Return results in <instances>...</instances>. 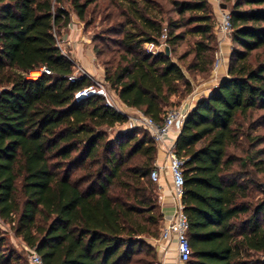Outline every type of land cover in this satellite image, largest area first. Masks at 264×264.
Here are the masks:
<instances>
[{"label": "trees", "instance_id": "16d2710c", "mask_svg": "<svg viewBox=\"0 0 264 264\" xmlns=\"http://www.w3.org/2000/svg\"><path fill=\"white\" fill-rule=\"evenodd\" d=\"M102 1L122 18L103 81L156 123L192 92L179 61L191 55L186 69L210 75L217 50L207 0H171L175 18L153 0H0V221L42 264L157 263L150 240L163 216L149 178L156 144L141 128L111 137L128 117L102 96L75 100L93 83L82 74L68 81L75 65L57 42L70 23L64 3L83 22ZM222 1L232 29L226 77L195 102L174 142L188 264H264V197L249 200L250 182L229 155L252 140L254 113L264 110V0ZM186 35L195 39L174 61ZM161 42L168 56L143 48ZM43 67L50 73L28 78ZM0 264H28L1 229Z\"/></svg>", "mask_w": 264, "mask_h": 264}, {"label": "rangeland", "instance_id": "374dc122", "mask_svg": "<svg viewBox=\"0 0 264 264\" xmlns=\"http://www.w3.org/2000/svg\"><path fill=\"white\" fill-rule=\"evenodd\" d=\"M156 6L162 11L163 17L175 18L173 8L170 5L171 0H153ZM211 5L212 13L215 18V23L218 17L219 10H221L222 0H207ZM69 12L70 23L67 27L60 31L57 36V42L62 52L69 56V59L75 65V73L81 74L84 70L81 68L80 58L86 59L88 63H94L103 70L102 62L105 60L113 59L114 53L117 51L116 43L121 37L119 33V25L122 21L120 17V9L111 7L108 2H98L95 6H91L88 10L86 19L81 22L77 19L74 12L69 7L68 3L63 4ZM225 10H229L227 7ZM194 37L186 35L183 41L176 49V53L171 58L176 61L178 55L185 52L194 41ZM218 47V44H217ZM225 47V55L229 56L230 53V41L227 39L223 42ZM143 48L148 52H164L165 45L163 42L159 46H153L150 44H144ZM101 51L100 56H97L95 51ZM81 53V55H80ZM192 60V56H187L179 64L188 77L192 91L195 87H198L201 83L209 81L212 76L199 74L192 70H187V66ZM226 60V57H225ZM80 70V71H79ZM36 75H31V79H35L40 75V72H33ZM85 73V72H84ZM86 74V73H85ZM92 82V81H91ZM106 92L110 100L114 103L115 93L108 89V86L104 85ZM184 100V99H183ZM182 100V101H183ZM176 102V100H174ZM172 108V107H171ZM170 109V108H169ZM138 114V113H137ZM253 130L249 132L251 141H246L242 148H231L229 155L235 159L233 170H237L245 181H249L248 194L250 201H255L264 197V164H258L260 160L264 159V110H260L254 113L253 116ZM132 128H141L147 131L142 126L132 125ZM131 128V129H132ZM246 128V126H245ZM125 125H116L112 130H109L110 136L113 137L115 133L124 131ZM257 138V140H255ZM252 142V143H251ZM260 152L256 155V152ZM253 155H256L253 157ZM246 157H251L252 161L247 162ZM256 164V165H255ZM258 164V166H257ZM261 188V191L257 187ZM0 229L5 233L8 245L17 252H22L28 259L30 254L28 248L16 237L10 230V226L0 221ZM166 253H169V247L166 248ZM29 264V262H28Z\"/></svg>", "mask_w": 264, "mask_h": 264}, {"label": "built area", "instance_id": "2783aa9c", "mask_svg": "<svg viewBox=\"0 0 264 264\" xmlns=\"http://www.w3.org/2000/svg\"><path fill=\"white\" fill-rule=\"evenodd\" d=\"M214 30L217 36L218 47L214 54L211 72L212 75L216 76L218 69L223 65L222 44L224 41L229 39L232 31L231 15L228 10H219ZM162 38H164V36ZM33 72L29 73L28 78H32L31 75ZM37 72H40V75L42 73H50L44 67L38 70ZM81 74L90 79L93 84L87 88L78 91L74 96L75 100L84 99L92 95L102 96L107 106L112 107L120 112L115 103L110 100L108 93L106 92L104 86L101 83L94 81L89 75L85 74L83 71H81ZM76 76L77 74L74 73L67 79L69 82H74L76 80ZM186 114L187 110L185 109L183 103H180L177 107H173L167 110L161 123L154 122L151 118L144 116L141 112H138L137 116L131 117L130 121L133 125L142 126L144 129H146L157 146L163 144L165 136L169 133L172 128L175 127L180 129L186 117ZM182 166V159H180L176 155L174 151V144L170 143L168 146L165 147L164 165L161 167H154L149 175V178L152 182L158 183L160 179V170L165 169L171 178V195L175 202V212L172 219L169 220L167 224L161 228L157 240L158 242H161L162 250L164 253H166L168 241L174 239L177 253L176 264H188L191 254V249L187 239V219L183 213L182 206L180 204V197L182 194V186L184 182ZM29 253V264H42L40 257L35 253V251L31 250ZM156 264L160 263L157 262Z\"/></svg>", "mask_w": 264, "mask_h": 264}, {"label": "crops", "instance_id": "0c3cea01", "mask_svg": "<svg viewBox=\"0 0 264 264\" xmlns=\"http://www.w3.org/2000/svg\"><path fill=\"white\" fill-rule=\"evenodd\" d=\"M224 51L225 47H223L222 44L223 65L218 69L217 75H212L209 81L203 82L198 87H195L193 91L181 102L183 103L187 112H189L193 108L197 100H199L201 97L208 96L212 92V90L220 83V81L226 77L228 55L226 56ZM80 64L82 65L81 68L84 70V72L89 75L94 81L101 83L103 86L105 85L103 81V70L99 66L94 65V63H88V61L86 59L84 60L82 57L80 58ZM114 103L120 110V112L128 117V121L124 124L125 130L131 129L133 127V124L130 121V118L133 116H137V113L139 111L124 106L116 95L114 98ZM179 130L180 129L175 127L172 128L169 133L165 136L163 144L156 146V160L154 163L155 167H161L164 165L165 147L168 146L170 143L174 144ZM156 186L159 193L161 214L163 216V220L160 225V227L162 228L167 224L169 220L172 219L175 212V202L171 195V178L165 169L160 170V179L158 183H156ZM150 243L155 249L158 263L176 264L177 253L174 239L168 241V254L163 252L161 242H158L157 239L150 240Z\"/></svg>", "mask_w": 264, "mask_h": 264}, {"label": "water", "instance_id": "95a60500", "mask_svg": "<svg viewBox=\"0 0 264 264\" xmlns=\"http://www.w3.org/2000/svg\"><path fill=\"white\" fill-rule=\"evenodd\" d=\"M221 8H222V9H226V6L222 4V5H221ZM164 52H165V54H166L167 56L169 55V50H168L167 47L165 48Z\"/></svg>", "mask_w": 264, "mask_h": 264}, {"label": "bare ground", "instance_id": "6f19581e", "mask_svg": "<svg viewBox=\"0 0 264 264\" xmlns=\"http://www.w3.org/2000/svg\"><path fill=\"white\" fill-rule=\"evenodd\" d=\"M32 75L34 76V75H36V73H32Z\"/></svg>", "mask_w": 264, "mask_h": 264}]
</instances>
